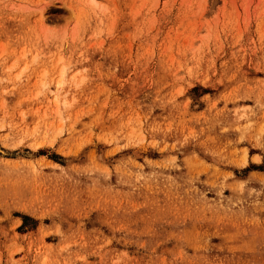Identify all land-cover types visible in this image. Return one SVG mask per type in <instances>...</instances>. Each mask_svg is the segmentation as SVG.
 Masks as SVG:
<instances>
[{"label":"rangeland","instance_id":"1","mask_svg":"<svg viewBox=\"0 0 264 264\" xmlns=\"http://www.w3.org/2000/svg\"><path fill=\"white\" fill-rule=\"evenodd\" d=\"M0 264H264V0H0Z\"/></svg>","mask_w":264,"mask_h":264},{"label":"bare ground","instance_id":"2","mask_svg":"<svg viewBox=\"0 0 264 264\" xmlns=\"http://www.w3.org/2000/svg\"><path fill=\"white\" fill-rule=\"evenodd\" d=\"M62 81H63V80H62V79H60V80L58 81V83H62Z\"/></svg>","mask_w":264,"mask_h":264}]
</instances>
